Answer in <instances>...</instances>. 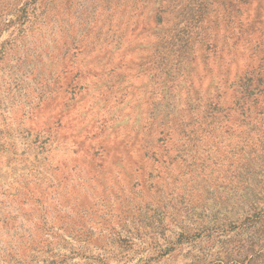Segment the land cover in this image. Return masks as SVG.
Segmentation results:
<instances>
[{"label":"rangeland","instance_id":"374dc122","mask_svg":"<svg viewBox=\"0 0 264 264\" xmlns=\"http://www.w3.org/2000/svg\"><path fill=\"white\" fill-rule=\"evenodd\" d=\"M259 210L264 0H0V264H264Z\"/></svg>","mask_w":264,"mask_h":264},{"label":"trees","instance_id":"16d2710c","mask_svg":"<svg viewBox=\"0 0 264 264\" xmlns=\"http://www.w3.org/2000/svg\"><path fill=\"white\" fill-rule=\"evenodd\" d=\"M258 216L264 215V211L259 210V212H257ZM264 221L262 222V224L257 228V232H259V234L264 233ZM259 237L256 239V243H255V251H254V258L257 259L258 261L261 259H264V236L262 235V238L260 235H258Z\"/></svg>","mask_w":264,"mask_h":264}]
</instances>
